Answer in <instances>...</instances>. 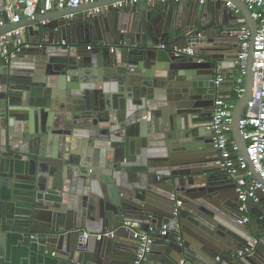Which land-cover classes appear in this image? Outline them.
<instances>
[{"label": "water", "instance_id": "95a60500", "mask_svg": "<svg viewBox=\"0 0 264 264\" xmlns=\"http://www.w3.org/2000/svg\"><path fill=\"white\" fill-rule=\"evenodd\" d=\"M118 1L126 0L36 12L0 27V35L24 30L23 44L8 38L13 55L0 48L1 246L14 242V264L36 257L46 264H132L135 255L117 252L116 240L123 235L137 250L133 230L169 223L144 264H211L217 256V264H264V225L256 230L264 201H249L258 212L239 224L235 182L216 166L208 128L225 84L217 76L239 67L237 39L228 41L236 17L226 0L172 8L114 7ZM233 1L253 32L246 92L232 125L249 160L240 120L254 97L258 22L244 1ZM0 5L4 11V0ZM103 5L106 12L89 15ZM187 47L193 52H183ZM81 229L117 231L81 242ZM122 254L130 258L115 257Z\"/></svg>", "mask_w": 264, "mask_h": 264}, {"label": "built area", "instance_id": "2783aa9c", "mask_svg": "<svg viewBox=\"0 0 264 264\" xmlns=\"http://www.w3.org/2000/svg\"><path fill=\"white\" fill-rule=\"evenodd\" d=\"M97 0H4V12L9 21L17 23L23 16H31L38 12L41 14L54 9H63L65 7L76 8L84 4L93 3ZM145 2L148 5L160 3L178 4L192 0H126L125 3L118 1L114 7L123 4L129 5L133 2ZM201 5L210 1L217 0H194ZM252 13V17L258 22V29L254 37V70L255 87L254 97L249 102L245 114L240 120V129L243 138L247 142L248 159L239 151V147L232 136L233 112L238 100L246 92L247 60L249 50L252 45L253 32L242 17L240 24L230 31L235 36L238 43L239 53L237 64L239 67L232 71L230 75H218L216 83H220L227 78L234 80L233 97L230 99L218 97L215 99L212 111L210 126L208 127L214 134V147L217 150L218 158L216 166L227 174L229 179L235 182V190L239 199V212L241 217L239 224L250 223L252 215L249 211L248 202L261 204L264 201V0H242ZM226 5L234 17L242 16L241 10L235 5L233 0H226ZM109 5L96 6L88 10L89 15H98L106 12ZM7 23L5 18L0 19V27ZM23 28H17L8 33L0 35V48L2 55L8 57L10 52L9 36L14 38V46L24 43ZM63 43H65L63 41ZM29 44H26L28 46ZM93 45H88L91 49ZM166 48L167 44H161ZM181 51V50H178ZM183 52L192 53L191 47L183 49ZM13 55V54H11ZM250 163L254 170L251 169ZM254 171L261 176V180L256 177ZM176 206L183 204L182 199H178L176 194H172ZM178 225V224H177ZM179 226V225H178ZM177 228L179 229V227ZM170 229L169 223L162 224L157 230L152 227L149 230H133V238L137 241V250L132 264H144L148 256L154 249L156 243V234L165 236ZM82 231L80 241L85 242L91 236H96L101 240L105 237L113 238L116 236V229H107L98 232H92L87 229ZM257 242V241H256ZM254 247L239 250V256L251 253ZM221 260V256H217ZM179 264H191L189 261H182Z\"/></svg>", "mask_w": 264, "mask_h": 264}, {"label": "crops", "instance_id": "0c3cea01", "mask_svg": "<svg viewBox=\"0 0 264 264\" xmlns=\"http://www.w3.org/2000/svg\"><path fill=\"white\" fill-rule=\"evenodd\" d=\"M191 2H195L194 0H192ZM211 2H213V1H210V2H207L206 4H210ZM160 4H164V3H160ZM159 4V5H160ZM170 4V7L172 8V7H174V5L175 4H173V3H169ZM206 4H204V5H206ZM213 4V3H212ZM204 5H201V7H203ZM211 5V4H210ZM140 6V5H139ZM159 10H160V8H158ZM159 10L158 11H156V12H153L154 14H155V16L159 13ZM188 12V11H187ZM242 17L243 16H237V22L236 21H234L233 22V25H232V29H235L239 24H240V22H241V19H242ZM1 18H5L6 19V21H7V23H9L10 21H9V18H8V16H7V14L4 12V11H2V6L0 5V19ZM157 27L158 28H160L161 30L160 31H162V26H160L159 24L157 25ZM229 38H228V41H230V43L231 44H235L234 42H233V40H235L236 39V37L235 36H228ZM87 49V48H86ZM231 78H229L228 76H227V78H225V80H224V86H223V88H222V91L220 92V97H223V98H227V99H230V98H232L233 97V94H234V91H233V86H232V84H231ZM233 92V93H232ZM213 146H214V142H213ZM214 157H215V159L217 160V158H218V153H217V150L215 149V147H214ZM216 160H215V162H216ZM221 172V171H220ZM219 172V173H220ZM224 173V172H223ZM224 175H225V173H224ZM228 177V176H227ZM229 178V177H228ZM227 178V179H228ZM7 183V182H6ZM249 211H250V213H251V215L253 216V213L254 212H258L256 209H250L249 208ZM263 223H261L260 225H259V227L258 228H256V230L257 231H260V230H262V227H263ZM139 229V228H138ZM140 230H142V229H140ZM164 239H166L164 236H160V234L158 233V234H156V240L158 241V240H161L162 242H160V243H164ZM127 242H126V238L123 236V235H121L120 236V238L118 239V240H116V245H114V248H116V251L117 252H122V253H124V252H126L127 251V253H128V251L129 252H133V254L135 255L136 254V249H135V245H133V247H129V244H128V247H127V244H126ZM160 243H158L157 245L159 246V250L162 252V251H164V247L166 246V244H160ZM0 246H1V244H0ZM14 246V242H11V244H10V246H8V247H10V249H8L7 247H5V248H3L2 246L0 247V264H14V262H13V260H11V258H10V251H11V247H13ZM22 248H25V246L24 247H22ZM128 248V249H127ZM3 249H4V251H3ZM17 252L19 251L18 249L16 250ZM5 252V253H4ZM116 258H119V260H121V259H123V258H125V259H127L128 257L130 258V255L129 256H125V255H123L122 254V256L120 255H117V256H115ZM130 261V260H129ZM217 257H216V261H214V263H211V264H217ZM220 263V262H219ZM24 264H46L45 262H44V260H41V259H39L38 257H36L34 260H31L30 262H27V261H25L24 262Z\"/></svg>", "mask_w": 264, "mask_h": 264}, {"label": "clouds", "instance_id": "9594fccd", "mask_svg": "<svg viewBox=\"0 0 264 264\" xmlns=\"http://www.w3.org/2000/svg\"><path fill=\"white\" fill-rule=\"evenodd\" d=\"M142 2V1H141ZM145 3V2H144ZM147 4V3H146Z\"/></svg>", "mask_w": 264, "mask_h": 264}]
</instances>
